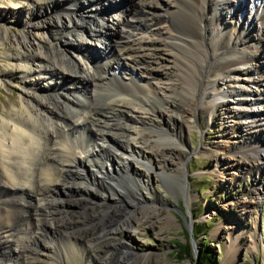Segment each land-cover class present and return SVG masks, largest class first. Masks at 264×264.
<instances>
[{"label":"bare ground","instance_id":"obj_1","mask_svg":"<svg viewBox=\"0 0 264 264\" xmlns=\"http://www.w3.org/2000/svg\"><path fill=\"white\" fill-rule=\"evenodd\" d=\"M24 3L33 10L20 34L0 24L8 60L2 82L21 83L17 99L0 102V264H43L45 250L52 253L41 224L59 223L64 212V199L51 194L55 183L87 197L96 191L99 226L84 233L100 239L95 249L105 253L126 248L136 223L155 233L178 225L165 193H182L188 207L196 199L185 166L195 155L214 161L216 180L249 174L256 185L249 193L264 198V0H10L0 5V20L21 23ZM129 7L152 15L158 7L160 26L131 32L129 20L120 22ZM97 43L108 48L103 58ZM214 122L221 133L203 141ZM195 127L198 146L189 138ZM88 165L92 181L80 170ZM54 166L65 177L53 182ZM253 199L239 202L248 207ZM236 221L213 232L223 230L229 245L222 264L240 263L245 237L251 255L258 253L257 232L238 231ZM12 241L22 247L15 256Z\"/></svg>","mask_w":264,"mask_h":264},{"label":"rangeland","instance_id":"obj_2","mask_svg":"<svg viewBox=\"0 0 264 264\" xmlns=\"http://www.w3.org/2000/svg\"><path fill=\"white\" fill-rule=\"evenodd\" d=\"M9 1L0 0V5H3V2ZM110 1L113 4L118 2V0ZM24 4L18 14V19L22 21L21 23L0 20V24L3 27L8 26L10 33L20 34L24 30L23 25L25 23L23 22L31 21L30 16L33 9L30 4ZM118 6L121 8L120 4ZM129 9L131 13H120L122 14L120 22H122V19H125L126 22L129 20L126 28L131 32H145L150 28L160 26L161 16L164 12L158 9V7L155 10V15L144 14L142 10L134 9L133 7H129ZM113 12V9H110L109 6L105 7L103 12L104 19L108 24L107 31L111 34L114 33L115 26L113 20L110 18ZM100 40L103 42L104 38ZM107 41L108 39L105 40V43ZM95 46L94 48L98 50L100 57L103 58L107 54L108 48H104L102 43H97ZM3 52L4 49L0 46V102L9 105L10 101L17 99L21 90V83L19 79L12 78V80L7 82V86L3 84L2 72H5V66L8 64V60L3 57ZM129 68L132 69L130 70L131 72L138 74L142 70L140 65L133 62L129 63ZM127 71L129 72L128 69ZM201 126L202 130H204L205 123H202ZM220 129L221 127L218 122L211 123V128L205 133L203 141L215 139L221 133ZM189 138L192 145L198 146L201 142L198 127L191 130ZM214 164V161L210 157L199 155L190 157L185 162L190 188L197 195L189 207L186 205L182 193H165L167 201L164 208L175 216L174 218L178 225H166L158 233H155L152 227L136 223V232L133 233L134 238L131 243H125L124 246L127 245L126 248L120 246L105 247V249H108L106 253L105 251L95 249L100 239H97L95 235L89 238L84 233V228L93 231L92 229L96 228L95 225L99 226V224H96L97 222L92 220L94 216L92 211L95 210L98 197L96 191L94 190L92 195L87 197L82 196L81 191L77 188L68 187L65 190L59 183H55L59 188L57 191L56 189H52L51 194L64 199L63 202H59L64 212L57 218L60 220L59 223L57 222L53 225L48 222L47 224H41L43 233L47 235H45L44 240L48 241V239H52V241H49V244L52 246V253H47L45 250V256H42L43 264H196L194 262L195 253L198 249L201 250V248H205L208 251L207 253H211L217 260V264H222L229 245L224 241V237L226 236L223 230L216 236L213 235V232L221 226L223 220L229 217H234V219L238 220L235 222L238 231L244 229L243 232L247 231V234L255 231L260 237L258 253L255 255H251L249 252L252 243L246 237L241 240L242 247L240 254L242 258L239 264H264V198L255 197L251 191L249 193L248 187L253 185L249 174H245L231 183L216 180L209 173ZM90 168L89 165L87 168H80L81 172L87 175L88 180V176L92 177V170ZM62 176L64 175H61L60 168L54 166L51 171V180L53 182L58 181ZM66 178L68 182H74L77 176H66ZM90 180L92 181V179ZM90 183L92 184L93 182ZM93 185L99 188L98 190H103L100 184L98 186ZM261 187L263 188V185ZM156 190L158 193H162L160 186H156ZM251 195L252 198L254 197V202H256H253L248 207H242L239 199L242 197L247 198ZM76 199L78 200L76 201ZM174 199L175 204H173ZM161 205L162 203L159 200V206ZM212 211L213 213L210 214ZM91 214L93 215L91 216ZM254 216L257 217L258 227H255L253 224ZM40 217L38 216L39 219H41ZM29 218L32 222L35 221L34 216H30ZM191 221H193V225L189 227L187 222ZM119 235L122 236L121 233ZM53 242L57 247L55 252L53 250ZM183 244L186 246H183ZM194 245L197 246L196 250L194 249ZM10 247L14 256L22 248L21 244L15 241H12Z\"/></svg>","mask_w":264,"mask_h":264},{"label":"trees","instance_id":"obj_3","mask_svg":"<svg viewBox=\"0 0 264 264\" xmlns=\"http://www.w3.org/2000/svg\"><path fill=\"white\" fill-rule=\"evenodd\" d=\"M183 246H186L183 244ZM208 251L205 248H201L199 251L198 259L196 264H217V260L212 256L211 253H207ZM249 264V263H242Z\"/></svg>","mask_w":264,"mask_h":264},{"label":"water","instance_id":"obj_4","mask_svg":"<svg viewBox=\"0 0 264 264\" xmlns=\"http://www.w3.org/2000/svg\"><path fill=\"white\" fill-rule=\"evenodd\" d=\"M199 251H200V249H198V251L195 253V261L194 262H196L198 259Z\"/></svg>","mask_w":264,"mask_h":264}]
</instances>
